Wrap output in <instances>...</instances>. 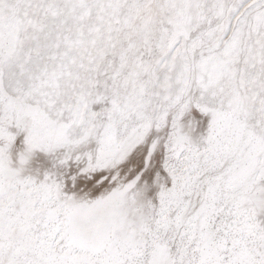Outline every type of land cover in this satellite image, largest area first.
I'll list each match as a JSON object with an SVG mask.
<instances>
[{"label":"snow or ice","instance_id":"obj_1","mask_svg":"<svg viewBox=\"0 0 264 264\" xmlns=\"http://www.w3.org/2000/svg\"><path fill=\"white\" fill-rule=\"evenodd\" d=\"M0 264H264V0H0Z\"/></svg>","mask_w":264,"mask_h":264}]
</instances>
